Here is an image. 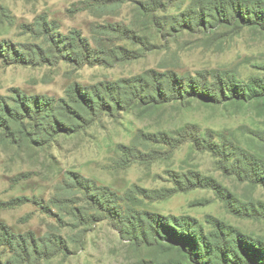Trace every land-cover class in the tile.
Here are the masks:
<instances>
[{
    "label": "rangeland",
    "instance_id": "374dc122",
    "mask_svg": "<svg viewBox=\"0 0 264 264\" xmlns=\"http://www.w3.org/2000/svg\"><path fill=\"white\" fill-rule=\"evenodd\" d=\"M138 1L149 0H0V44L12 47L7 54L0 49V96L11 104L16 91L70 102L74 85L130 86L135 78L169 71L229 72L241 82L262 74L261 31H223L218 37L171 31L163 19L188 13L192 0H157L162 4L154 7L156 22ZM109 24L129 27L132 39L105 35L101 27ZM75 30L92 43L97 38L105 46L117 45L122 56L97 67L61 61L63 45L56 50L51 41ZM31 49L48 53L46 64L11 60L15 51L27 56ZM111 112L75 135L20 146L0 142V264H157L179 258L123 235L117 216L89 197V184H76L80 178L113 191L128 216H190L205 231L226 226L264 237V188L253 175L179 137L196 125L202 133L231 137L264 159V110L258 105L210 107L193 101ZM250 204L254 211L245 209ZM20 236L24 243L16 239Z\"/></svg>",
    "mask_w": 264,
    "mask_h": 264
},
{
    "label": "trees",
    "instance_id": "16d2710c",
    "mask_svg": "<svg viewBox=\"0 0 264 264\" xmlns=\"http://www.w3.org/2000/svg\"><path fill=\"white\" fill-rule=\"evenodd\" d=\"M167 1L171 3L173 0ZM157 4L162 3L157 0L139 2L140 10L155 22L154 7ZM84 10H88V6L84 7ZM162 24L170 27L171 31L199 30L206 35L211 34L212 37H218L219 32L223 31L236 33L245 29L264 33V0H192L188 13L164 18ZM101 29L107 30L105 35L109 37L115 34L117 38L124 37L123 40L132 39L129 37L131 30L126 26L122 28L118 24H109ZM57 35V40L52 38L51 42L55 45H52L54 48L57 44L63 45L60 50L61 61L73 63L77 68L104 66L113 58L122 56V53L118 52L122 49L117 45L105 46L97 38H94L92 43L76 30L68 36ZM11 48L8 45L3 48L0 44V49L5 54L9 53ZM15 54L17 58L11 60L17 64L27 62L26 64L31 66L46 64L44 60L49 58L48 53L42 49H31L27 56L25 52L21 55L15 51ZM261 71V75H255L247 82H241L229 72L180 75L169 71L149 76L148 79L135 78L130 85L134 88L132 92L127 85L104 84L99 86L100 88L93 86L88 89L74 85L71 87L70 102L27 96L16 91V95L11 99L13 104L0 96V142L20 146L30 142L52 140L60 135H75L92 126L103 113L111 114V110L114 112L120 106L148 110L172 102L190 105L197 101L210 107H245L254 104L264 110V68ZM179 137H183L184 142H190L198 150H207L216 157H221L235 170L247 171L253 175V182L264 188V159L257 153L239 146L231 137L216 135L212 131L202 133L196 125L184 128ZM82 181L91 187L89 197H95L96 205L103 207L106 213L111 212L117 216V219L113 218L119 220V226L120 223L123 224V227H119L123 235L136 243L177 253L179 257L175 261L157 264H264V237H250L226 226L205 231L202 224L190 216L166 217L150 212L131 213L128 216L118 206L117 195L113 191L84 178L75 182L78 185ZM245 209L255 210L252 204L246 205ZM83 211L85 209H82ZM123 218L127 219L124 223ZM127 223L131 226L126 227ZM47 238L39 239V242L45 243ZM16 239L20 244L24 243L21 236Z\"/></svg>",
    "mask_w": 264,
    "mask_h": 264
}]
</instances>
